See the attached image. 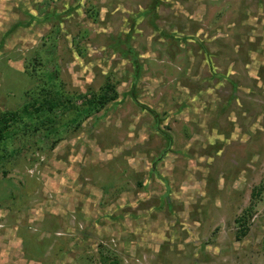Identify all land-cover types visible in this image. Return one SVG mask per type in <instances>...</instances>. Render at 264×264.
I'll return each instance as SVG.
<instances>
[{"label": "rangeland", "instance_id": "obj_1", "mask_svg": "<svg viewBox=\"0 0 264 264\" xmlns=\"http://www.w3.org/2000/svg\"><path fill=\"white\" fill-rule=\"evenodd\" d=\"M51 90L57 135L0 142V264H264V0H0V113Z\"/></svg>", "mask_w": 264, "mask_h": 264}, {"label": "trees", "instance_id": "obj_2", "mask_svg": "<svg viewBox=\"0 0 264 264\" xmlns=\"http://www.w3.org/2000/svg\"><path fill=\"white\" fill-rule=\"evenodd\" d=\"M137 66V64L135 63ZM135 66V67H136ZM84 98L85 96H81ZM119 94L116 90V87L112 84H108L105 87L104 92L97 96L93 94L90 99L86 100L85 107L82 108L85 114L89 116L92 113L98 112L102 110L107 104L117 100ZM73 102L69 99L64 100L63 95L57 93L54 90L47 92V94L35 101L34 103H29L25 105L21 111L19 112H7L0 113V142L9 139V130L15 124L21 122L25 116L28 115H36V120L38 121V130L44 129L50 135L55 136L60 130V127L56 123V117L54 116V112L57 109H64V111H69L70 107H73ZM30 108L32 109L30 111ZM42 113H45L46 118L43 121L41 116ZM80 113L81 110H80ZM37 126V124H36ZM43 127V128H42ZM247 232L246 229L243 230V235ZM105 260V264H119L117 261Z\"/></svg>", "mask_w": 264, "mask_h": 264}]
</instances>
